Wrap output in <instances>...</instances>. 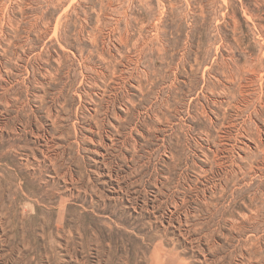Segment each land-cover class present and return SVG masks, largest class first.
<instances>
[{
  "label": "rangeland",
  "instance_id": "1",
  "mask_svg": "<svg viewBox=\"0 0 264 264\" xmlns=\"http://www.w3.org/2000/svg\"><path fill=\"white\" fill-rule=\"evenodd\" d=\"M0 264H264V0H0Z\"/></svg>",
  "mask_w": 264,
  "mask_h": 264
}]
</instances>
